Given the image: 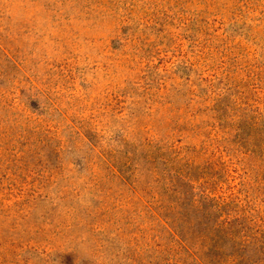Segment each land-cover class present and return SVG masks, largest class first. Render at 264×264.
I'll use <instances>...</instances> for the list:
<instances>
[{
	"label": "rangeland",
	"instance_id": "rangeland-1",
	"mask_svg": "<svg viewBox=\"0 0 264 264\" xmlns=\"http://www.w3.org/2000/svg\"><path fill=\"white\" fill-rule=\"evenodd\" d=\"M236 253L264 264V0H0V264Z\"/></svg>",
	"mask_w": 264,
	"mask_h": 264
},
{
	"label": "trees",
	"instance_id": "trees-1",
	"mask_svg": "<svg viewBox=\"0 0 264 264\" xmlns=\"http://www.w3.org/2000/svg\"><path fill=\"white\" fill-rule=\"evenodd\" d=\"M191 208H195L193 205H191ZM179 212L178 215H181V216H177V215H174L173 217H175L174 219V223H176V228L179 229L180 231H186L187 233H191V231L193 229H197L199 227H207L208 226V221L209 220H206L207 222H204V220L201 219V223H199V226L196 227L195 225H193L192 221L189 222L188 219H191V217L189 216V214L186 212ZM205 215H207V217H211V214L208 213V211H204ZM230 225H234L232 223H229L228 221H220L218 223H216L213 227L216 228L217 230V233H220V232H226L227 230L229 231H232V233L234 234L235 237H237L243 230L244 228L246 229H249L246 225H243L242 224V227H239V226H235V227H227V226H230ZM236 225H239V223H237ZM230 228V229H228ZM177 234L181 235L179 232H176ZM193 234V233H192ZM231 240H234L231 239ZM215 243V245L218 247H220L219 245V242H213ZM241 254H238L236 253L235 255L229 257V260L227 262V264H237V263H241Z\"/></svg>",
	"mask_w": 264,
	"mask_h": 264
}]
</instances>
